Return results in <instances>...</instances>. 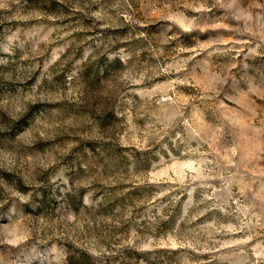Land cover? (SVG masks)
<instances>
[{
  "label": "rangeland",
  "instance_id": "1",
  "mask_svg": "<svg viewBox=\"0 0 264 264\" xmlns=\"http://www.w3.org/2000/svg\"><path fill=\"white\" fill-rule=\"evenodd\" d=\"M0 264H264V0H0Z\"/></svg>",
  "mask_w": 264,
  "mask_h": 264
}]
</instances>
